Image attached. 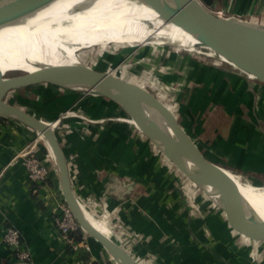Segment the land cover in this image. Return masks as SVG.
<instances>
[{
	"label": "crops",
	"instance_id": "obj_1",
	"mask_svg": "<svg viewBox=\"0 0 264 264\" xmlns=\"http://www.w3.org/2000/svg\"><path fill=\"white\" fill-rule=\"evenodd\" d=\"M222 4L227 11L226 17L244 18L264 25V0H222ZM218 13L222 15L220 11ZM143 47L139 46L126 52L125 57L120 53L110 58L119 69L127 60V56L131 58ZM210 67L219 74V78L209 80L208 74L205 73L200 79L207 84L221 87L227 96L216 101L211 97L213 103L208 120L203 117L189 92L173 83L171 79L143 71L129 75L156 78L161 82L172 84L175 87L174 96L179 106V120L188 123V131L185 126L182 127L184 134L193 137L209 159L233 172L240 169L243 174L255 178L253 183L264 184V83L254 78L253 81H247L240 72L220 69L213 64ZM195 82L201 83L198 79ZM48 91H56L54 97L57 93L61 96L58 90ZM23 93L17 96L21 97ZM71 93L65 91L63 95ZM214 105H222L226 113L233 116L230 125L232 133L228 138L213 132V126L209 123ZM26 110L39 118H44L36 115L29 108ZM65 112L69 110L59 115ZM121 124L131 125L127 122ZM66 138L68 139L66 153L74 165L72 187L75 194L84 203L91 200L92 206L98 209V218H105L107 224L109 217L121 220L126 233L131 237L134 234L133 256L142 260L144 264L152 261L155 264H219V260L220 264H234L230 259L219 256L217 248L205 237L199 239L196 236L198 238L195 241L194 234L168 231L164 211L168 202L164 197L153 200L154 192L163 193L167 187L159 185L154 187L150 179H145L148 186H141L138 191V183L142 180L139 182L137 179H132L138 156H143L136 149L138 139L134 142L129 139L125 142L129 146L126 147V152L123 154L120 152V160L125 162L122 163L123 169L129 170V174L128 172L121 174L115 169L102 174L99 170L102 167L99 166L97 170L95 165L90 163L98 160L102 155L93 147L87 146L82 134L76 144L82 141L84 149L87 147L86 150L90 149L92 152H97L96 154H86L83 151L78 154L70 138ZM39 139L37 133L22 122L0 116V264H108L105 255L96 248L97 244L94 241L87 238L90 251H85L83 248L72 250L64 242L55 225L56 217L59 215L58 205L64 200L58 178L50 172L48 179L42 184L29 180L23 160L18 154L21 150L34 146L36 155L46 162L47 147L44 148V142H39ZM82 154L83 160H81ZM122 155L125 157L122 158ZM145 156V161L151 160L150 167L153 155L150 153ZM85 159L90 161L88 166H85ZM235 165L242 167L237 168ZM89 210L91 212V208ZM8 227L19 231L21 251L28 255L26 260H20L4 243L3 233ZM79 233L85 241L82 232L76 233V239L78 240ZM142 234L144 238L140 237Z\"/></svg>",
	"mask_w": 264,
	"mask_h": 264
},
{
	"label": "rangeland",
	"instance_id": "obj_2",
	"mask_svg": "<svg viewBox=\"0 0 264 264\" xmlns=\"http://www.w3.org/2000/svg\"><path fill=\"white\" fill-rule=\"evenodd\" d=\"M198 1L212 12L222 11V15L226 17L225 15H227V11L222 7V0H213V5L211 7L206 6L203 0ZM239 19L245 20L244 18ZM145 23L147 26H151L150 23ZM126 43L133 44L129 42ZM108 44L110 43L73 48L67 52L68 56L63 62L65 64H81L83 62V55L78 54L77 52L86 53L87 55L89 52V48L87 47L94 46L103 49ZM113 44L122 43L113 42ZM127 44H123L122 46L126 47L128 46ZM152 44L146 43L145 45H142L144 47L136 52L131 58L127 56V60L123 62L119 69H114V64H111L109 66V70L113 69L111 70V74L125 75L126 78L132 80L138 79L135 80V82L141 85H144V80H142L141 77H133L129 74L136 71H143L147 74L153 73L165 76L166 78L171 79L173 83L189 92L191 98L197 104L206 120H208L209 110L213 103L211 97L216 101L221 98H226L227 96V93L221 87L207 84L200 79L205 73L208 74L207 79L209 80H216L219 78V74L211 68L212 66L210 67L211 64L220 69H229L233 72H240L244 79L247 81H253L251 77L247 76L231 64L223 61L209 48L204 47V55H202L192 53V51L187 49H176L173 47H167V49H165L157 44ZM112 48H120V45L112 46ZM89 61L90 59H88L87 62ZM184 65H187L189 68ZM8 75H12V73ZM197 79L201 83L195 82ZM148 89L155 95L159 96L163 101L169 103L170 105L166 104V106L170 110L175 108L174 111H176V106H174V102L169 96L165 95L157 88L149 87ZM48 90H58L61 93V96H58L59 93H57L56 97H54L56 91ZM65 91L72 93L63 95ZM23 92L24 93L21 94V97L7 95L5 99L23 109L29 108L36 115L44 117L41 119L47 123H51L52 120L50 119L56 118L65 110L72 112V114L63 117L55 129V135L66 155V161L70 167V173L72 175L74 165L66 153V140H68L66 137L70 138L75 150H78V154L83 151L86 154L92 155L98 152L102 155L101 158L92 162L85 159V166H88L89 162L92 163V165H95V169L97 170L100 166L102 169L99 170H101L100 172H102V174L103 172H111L113 169L121 174H126L127 172V174H129V170L125 171L123 169L124 164L122 163L125 162L124 160H120V152H122V154L126 152V147L129 146H127L125 142H128L129 139H131L132 142H134L135 139H138V144L135 143L136 149H138V152L140 151L143 156H138L137 165L133 170L134 172H132L133 177H131L132 179L139 180V182L142 180V182L138 183V191L141 189V186H148L145 179H150L149 181L154 187L158 185L167 187V190L163 193L154 192L153 200L156 201L160 197H164L168 202L164 210L166 212L165 218L169 228L168 231H171V233L181 231L194 234L195 236L193 235V239L195 241L198 237L199 239L205 237L217 248L219 256L230 259L234 264H264V243L251 239L246 240L244 236L234 231L230 227L224 211L215 204L214 200L195 182L183 174L182 171H180L158 147L153 145L147 135L133 124H121V122H127L131 118L120 106L117 108L112 107L114 105L111 103V98L98 93L74 92L66 90L60 86L48 84L31 86ZM77 114L82 115L84 118ZM232 117L233 116L226 113L225 107L222 105H214L210 113L209 122L213 126V132L223 135L224 138L230 137L232 133L230 128ZM111 118H113V120ZM178 124L183 133V126H185L188 131L187 122H181L178 120ZM80 133L82 134L84 141L87 143V146L93 147L97 152H92L90 149L86 150L87 147L84 149L81 144L82 141H79L80 143H78V145L76 144L77 140L81 138ZM37 135L39 136V134ZM39 141L43 143V139L40 138ZM43 146L44 148L47 147L45 143H43ZM132 147H135V145H132ZM150 153L153 155V160L152 165L149 167L151 160L145 161V155ZM46 154H48L46 155V162H48V164L45 163L50 172L58 178L56 167L52 158L49 156L50 153L48 147L46 148ZM123 157H125V155H122V158ZM83 159L84 155L82 154L81 160ZM75 166L77 165L75 164ZM235 167H242V165H235ZM234 173L235 175L237 174V177L239 176L238 178L240 181L253 184L257 186L258 189H264V184H254L253 182L255 178L243 174L240 169H237V172ZM145 174H148V177H146ZM243 179H245V181ZM59 188L61 190V187ZM92 198L94 197L92 196ZM61 202H64L65 205L69 207L65 200ZM84 204L88 209L91 208V212L95 218L98 220L100 219L107 224L105 218H98V209H96L95 206H92L93 203L91 200H87ZM107 219V225L109 226L116 243L132 257L135 264H144L142 260L137 259V257L132 255V244L135 243L132 240L134 234H132L133 236L131 237L130 234L126 233L124 230L125 226L121 224V220L111 217ZM140 237L144 238V235L142 234ZM87 238L91 240V238L85 234V242L89 245ZM139 241L141 242V240ZM89 248L91 249L90 246ZM96 248L101 250L99 245H97ZM220 263L221 261L219 260V264ZM148 264L155 263L152 261L148 262Z\"/></svg>",
	"mask_w": 264,
	"mask_h": 264
},
{
	"label": "water",
	"instance_id": "obj_3",
	"mask_svg": "<svg viewBox=\"0 0 264 264\" xmlns=\"http://www.w3.org/2000/svg\"><path fill=\"white\" fill-rule=\"evenodd\" d=\"M145 1L157 12L163 22L173 24L185 30L194 38L196 43H204L214 53L228 59L232 63V66L236 67L247 76L264 83V25L236 17H224L217 12L210 11L198 0H172L171 4L163 0ZM203 1L206 6L211 7L213 5V0ZM34 3H36L35 0H0V23L8 20L18 12L30 8ZM145 22L150 23L151 26H147ZM142 24L144 29L154 28L153 23L148 20H142ZM146 43L173 45L170 43L151 42L150 40H141L133 44L110 43L103 49L94 46L87 47L89 48V55L77 52L83 55V62L81 64H55L40 67L36 72L12 70L5 74H1L0 101H2L13 114L6 113L0 108V116L20 121L36 133L39 131H46L48 127L52 128V134H47V132L44 133L49 147L51 149L53 148L59 157V169L53 159L52 161L56 167L58 181L64 200L71 209L81 230L101 247V251L105 255L108 264H135V262L122 247L109 241L99 232L83 214V211H90L73 190L70 167L67 164L66 155L55 135V129L59 122L66 115L72 114V112L62 114L57 123H47L26 109L8 102L5 99L7 95L17 96L31 86L48 84L60 86L74 92L98 93L112 99L115 98L114 95L106 92L76 90L61 85V83L67 81H86L94 85L112 86L119 91V97L125 95L128 97H139L148 101L171 121L175 136L181 140L183 147L193 159L198 168L199 175L188 171L183 164L176 159V156H174L175 153L168 151L164 154L193 182L203 183L219 191L228 210L224 211L223 208L217 205L224 211L226 219L234 231L245 236L247 239L264 243V222L254 226L248 219L243 196L237 183L229 174L232 173L235 175V173L231 169L225 168L218 162L209 159L194 138L183 133L178 124L179 106L174 96L175 87L172 84L161 82L156 78L141 77V79L144 80V85H141L135 82V80L138 79L132 80L126 78L125 75L111 74V70L113 69L109 70V66L114 64V69H116V64L114 60L111 59L112 56L123 53V57H125L126 52H130ZM123 44H127L128 46H122ZM116 45H120V48H112V46L114 47ZM87 58L90 59L89 62H87ZM11 73L12 75H8ZM149 87L157 88L165 95L169 96L171 100H173L174 106H176V111H174L175 108L170 110L166 106V104H170L150 91L148 89ZM77 115L84 118L80 114ZM130 118L131 119L127 122L138 127L145 135L147 133L168 137L165 132L156 126L135 117ZM110 252L116 256V259L110 257Z\"/></svg>",
	"mask_w": 264,
	"mask_h": 264
},
{
	"label": "bare ground",
	"instance_id": "obj_4",
	"mask_svg": "<svg viewBox=\"0 0 264 264\" xmlns=\"http://www.w3.org/2000/svg\"><path fill=\"white\" fill-rule=\"evenodd\" d=\"M163 1L168 4L172 2V0ZM35 2L30 8L0 23V75L12 70L36 72L43 66L65 64L63 60L68 56L67 52L73 48L104 43H136L150 40L173 44L158 45L165 49L167 47L187 49L202 55H204V47L208 48L204 43H196L185 30L163 22L145 0H35ZM142 20L152 22L154 28L144 29ZM216 55L232 64L225 57ZM61 85L76 90L100 91L114 95L115 98H111L114 106H120L130 117L152 124L168 135L164 137L146 133L153 145L163 153L168 151L175 153L176 159L188 171L199 175L193 159L183 147L181 140L175 136L171 121L148 101L125 95L119 97V91L109 85H94L86 81H67ZM0 108L6 113L13 114L2 101ZM59 118L60 115L51 123H57ZM44 132L52 134V128L48 127L46 131H39L37 134L47 145L49 156L59 169V157L54 149L49 147ZM229 174L243 196L248 219L254 226L264 222V189L240 181L237 174ZM224 179L226 180L225 177ZM196 184L210 195L215 204L224 211L228 210L216 188L203 183ZM83 214L109 241L118 245L110 228L104 222L95 218L90 212L83 211ZM109 254L111 258L116 259L113 253Z\"/></svg>",
	"mask_w": 264,
	"mask_h": 264
},
{
	"label": "built area",
	"instance_id": "obj_5",
	"mask_svg": "<svg viewBox=\"0 0 264 264\" xmlns=\"http://www.w3.org/2000/svg\"><path fill=\"white\" fill-rule=\"evenodd\" d=\"M18 156L22 158L23 164L27 170L28 178L31 182L42 184L48 179L50 170L45 161L36 155L34 146L21 150ZM58 209L59 215L56 217L55 225L66 245L72 250H78L79 248L84 247L85 250L90 251L89 245L86 244L83 239L79 241L76 239V233L82 232V230L69 207H67L64 202H61L58 205ZM83 235L85 237L84 233ZM3 241L14 251L20 260H26L28 255L21 251L20 233L16 228H6L3 233Z\"/></svg>",
	"mask_w": 264,
	"mask_h": 264
},
{
	"label": "trees",
	"instance_id": "obj_6",
	"mask_svg": "<svg viewBox=\"0 0 264 264\" xmlns=\"http://www.w3.org/2000/svg\"><path fill=\"white\" fill-rule=\"evenodd\" d=\"M81 239H82V235L79 233L78 240H81Z\"/></svg>",
	"mask_w": 264,
	"mask_h": 264
}]
</instances>
